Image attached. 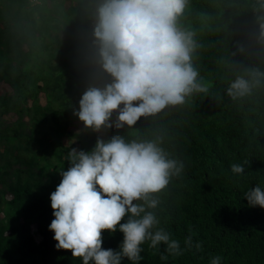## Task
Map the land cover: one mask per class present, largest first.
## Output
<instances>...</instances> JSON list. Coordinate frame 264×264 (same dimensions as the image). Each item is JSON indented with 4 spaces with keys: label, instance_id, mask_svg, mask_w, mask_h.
Here are the masks:
<instances>
[{
    "label": "trees",
    "instance_id": "16d2710c",
    "mask_svg": "<svg viewBox=\"0 0 264 264\" xmlns=\"http://www.w3.org/2000/svg\"><path fill=\"white\" fill-rule=\"evenodd\" d=\"M97 3L0 0V82L11 87V93L0 95V264H82L70 251L55 248L48 226L58 170L70 166L65 160L70 148L61 137H75L85 151L101 137L91 129L67 130L79 120L73 112L81 98L68 88L85 79L93 84L110 79L95 62ZM259 3L188 0L179 24L195 33L192 63L208 91L141 117L131 128L104 130V139L118 134L126 141H156L184 163L181 176L158 194L160 204L152 210L183 254L173 256L163 243L152 249L146 242L139 264H210L215 256L220 264H264V208L250 206L244 195L257 185L264 189V81L241 99L226 93L243 68L264 71V46L256 40L257 17L264 15L257 11ZM71 77L76 79L67 85ZM8 113L16 120L5 122ZM246 160L244 173L234 175L231 164ZM189 236L192 247L186 248ZM103 237L105 249L119 250L123 233L105 231ZM121 264L132 262L124 258Z\"/></svg>",
    "mask_w": 264,
    "mask_h": 264
},
{
    "label": "clouds",
    "instance_id": "9594fccd",
    "mask_svg": "<svg viewBox=\"0 0 264 264\" xmlns=\"http://www.w3.org/2000/svg\"><path fill=\"white\" fill-rule=\"evenodd\" d=\"M187 4L188 0H98L92 44L95 62L110 79L90 85L79 99L73 114L85 129L100 133L125 125L131 128L141 117L208 91L192 63L198 47L195 33L179 24ZM257 11H264V0ZM257 23L256 40L264 46V15H258ZM262 81L264 71L245 67L226 93L233 100L241 99ZM65 160L70 166L58 170L61 180L50 193L54 219L48 227L57 250L70 251L82 264H121L124 258L139 264L146 242L152 249L163 243L173 256L183 254L179 240L159 227L152 211L160 204L158 194L183 173L181 160L170 157L156 141H126L118 134L108 139L98 136L88 151L70 148ZM248 164L247 160L233 163L231 172L239 176ZM244 195L250 206L264 208L261 186ZM117 230L123 233L119 250L105 249L103 233ZM184 243L192 247V237ZM220 261L215 256L210 264Z\"/></svg>",
    "mask_w": 264,
    "mask_h": 264
},
{
    "label": "rangeland",
    "instance_id": "374dc122",
    "mask_svg": "<svg viewBox=\"0 0 264 264\" xmlns=\"http://www.w3.org/2000/svg\"><path fill=\"white\" fill-rule=\"evenodd\" d=\"M33 1H36V0H33ZM39 2V1H38ZM24 48H26V46H24ZM86 64L82 65V67H85ZM70 78V77H69ZM67 78V80L69 79ZM76 78H72L68 80V84H71L73 83V80H75ZM93 83L89 80V79H85L82 83L80 82H75L74 83V86L71 87V88H68L70 92L72 93H76V96L75 97H79V96H82L83 92L90 86L92 85ZM76 91H79V93H77ZM11 93V87L5 83V82H0V95H4V94H9ZM39 101H40V104H45V95L44 93H40L39 94ZM114 118H116V113L113 114ZM17 116L14 114V113H8V114H5L3 115V119L5 120V122H8V123H11L13 122L14 120H16ZM27 120V119H25ZM31 125L29 124L28 125V129H30ZM69 131H73V132H79L81 130H85L84 128V125L81 121L79 120H75L69 127L68 129ZM100 136L102 138H105V134H104V131L100 132L99 133ZM61 143L65 146H68L69 148H77L79 150V146L78 144L76 143V138L75 137H67L66 134H64L62 137H61ZM38 144L37 143H33V147L34 148H37ZM4 151V148H3V143L2 141H0V153H2ZM12 172V169H10V173ZM15 176L14 174H11L9 175V178L10 179H13ZM1 187V185H0ZM7 195V194H6ZM7 197H10V195H7Z\"/></svg>",
    "mask_w": 264,
    "mask_h": 264
}]
</instances>
